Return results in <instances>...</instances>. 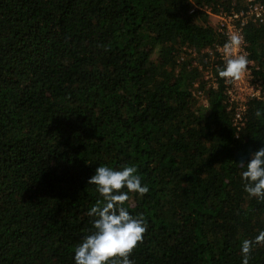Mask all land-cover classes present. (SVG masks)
Wrapping results in <instances>:
<instances>
[{"label":"trees","instance_id":"obj_1","mask_svg":"<svg viewBox=\"0 0 264 264\" xmlns=\"http://www.w3.org/2000/svg\"><path fill=\"white\" fill-rule=\"evenodd\" d=\"M250 2L264 6L0 0V264H74L103 200L97 166H135L149 188L125 202L147 225L133 264H242L264 231V200L242 180L264 147V100L235 120L209 12ZM243 30L264 90V20ZM248 264H264V242Z\"/></svg>","mask_w":264,"mask_h":264},{"label":"clouds","instance_id":"obj_2","mask_svg":"<svg viewBox=\"0 0 264 264\" xmlns=\"http://www.w3.org/2000/svg\"><path fill=\"white\" fill-rule=\"evenodd\" d=\"M242 37L233 34L224 46L225 66L219 76L226 80H238L248 64L247 56L237 55ZM260 113L257 112V116ZM135 166L114 168L97 166L88 183L94 184L103 198L89 210L94 216L95 229L86 235L74 250V264H133L129 258L137 243L143 240L147 229L143 217L130 213L125 202L128 193L143 195L149 191ZM244 190L249 196L264 200V147L250 153L242 172ZM264 242V231L254 241L245 239L241 244L242 264H248L253 243ZM116 258V259H113Z\"/></svg>","mask_w":264,"mask_h":264},{"label":"built area","instance_id":"obj_3","mask_svg":"<svg viewBox=\"0 0 264 264\" xmlns=\"http://www.w3.org/2000/svg\"><path fill=\"white\" fill-rule=\"evenodd\" d=\"M209 12V11H208ZM217 19L216 27L224 35L225 43L215 47V51L225 64L224 46L228 42L229 37L237 34L242 37L241 46L236 50V54L248 55L247 42L244 37L243 26L248 19L255 22H263L264 20V6L257 3H249L246 10L239 12L230 11L229 13H211ZM252 62L248 60L245 71L241 74L238 80L229 81L225 79L226 96L229 102L235 104V120H240L241 115L245 109V102L250 98H259L264 100V90L254 81L251 70Z\"/></svg>","mask_w":264,"mask_h":264},{"label":"rangeland","instance_id":"obj_4","mask_svg":"<svg viewBox=\"0 0 264 264\" xmlns=\"http://www.w3.org/2000/svg\"><path fill=\"white\" fill-rule=\"evenodd\" d=\"M209 18H210L211 22H213L214 24H216L217 19L214 16L210 15Z\"/></svg>","mask_w":264,"mask_h":264}]
</instances>
